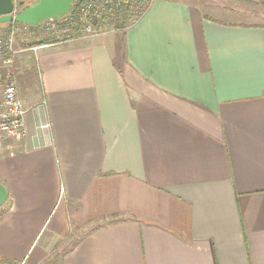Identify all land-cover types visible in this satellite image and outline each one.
<instances>
[{
  "label": "crops",
  "instance_id": "obj_1",
  "mask_svg": "<svg viewBox=\"0 0 264 264\" xmlns=\"http://www.w3.org/2000/svg\"><path fill=\"white\" fill-rule=\"evenodd\" d=\"M24 49L18 94L42 107L0 145L2 262L264 264V0H153L125 31Z\"/></svg>",
  "mask_w": 264,
  "mask_h": 264
},
{
  "label": "built area",
  "instance_id": "obj_2",
  "mask_svg": "<svg viewBox=\"0 0 264 264\" xmlns=\"http://www.w3.org/2000/svg\"><path fill=\"white\" fill-rule=\"evenodd\" d=\"M153 0H75L64 16L47 19L36 26L11 22L7 31H0V145L6 141H24L28 134L26 110L21 102L12 71L15 59L25 51L16 45L23 40L43 36L52 42L32 46L47 47L125 31L147 12ZM15 15V13H14ZM36 135L50 131L45 121L35 127Z\"/></svg>",
  "mask_w": 264,
  "mask_h": 264
},
{
  "label": "water",
  "instance_id": "obj_3",
  "mask_svg": "<svg viewBox=\"0 0 264 264\" xmlns=\"http://www.w3.org/2000/svg\"><path fill=\"white\" fill-rule=\"evenodd\" d=\"M75 0H37L30 6L15 0H0V25L11 22L36 26L47 19H56L68 13ZM21 7L18 11L17 8ZM15 13V15H14ZM7 200V191L0 184V208Z\"/></svg>",
  "mask_w": 264,
  "mask_h": 264
},
{
  "label": "rangeland",
  "instance_id": "obj_4",
  "mask_svg": "<svg viewBox=\"0 0 264 264\" xmlns=\"http://www.w3.org/2000/svg\"><path fill=\"white\" fill-rule=\"evenodd\" d=\"M15 1L16 2L22 1L24 6H26V5L30 6V5L34 4L37 0H15ZM8 28H9V25H6V24L0 25V31L1 32L7 31ZM50 42H52V40L50 38H45V37L40 36V35L37 38H28L26 40H23L21 38V36H19V38L16 39V45L19 48H25V47L27 48V47L40 45L41 43L43 44V43H50ZM15 62H16V59H15ZM15 62H14V64H15ZM62 192H61L60 199L62 198ZM0 215H1V213H0ZM0 264H17V262H2L0 260Z\"/></svg>",
  "mask_w": 264,
  "mask_h": 264
},
{
  "label": "trees",
  "instance_id": "obj_5",
  "mask_svg": "<svg viewBox=\"0 0 264 264\" xmlns=\"http://www.w3.org/2000/svg\"><path fill=\"white\" fill-rule=\"evenodd\" d=\"M20 8H21V7H18V8H17V11H18ZM6 25H8V24H6Z\"/></svg>",
  "mask_w": 264,
  "mask_h": 264
}]
</instances>
